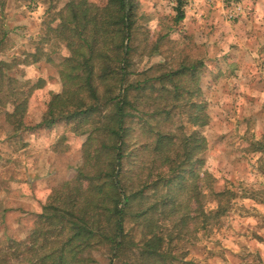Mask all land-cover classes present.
<instances>
[{
    "label": "rangeland",
    "instance_id": "374dc122",
    "mask_svg": "<svg viewBox=\"0 0 264 264\" xmlns=\"http://www.w3.org/2000/svg\"><path fill=\"white\" fill-rule=\"evenodd\" d=\"M90 1L106 4V0ZM178 1L138 0L139 50L132 56L130 69V82L136 83L175 71L182 62L204 64L197 83L192 86L187 82L185 87H192L191 100L204 108L207 125L190 126L192 108L187 107L186 115H181V108H175L179 104L173 100L172 86L167 95V105L175 108L170 119L172 134L196 130L206 139V150L197 156L196 176L185 172L183 189H170L177 202L189 203L186 211L190 217L187 224L181 223L178 214L161 222L160 233L165 238L162 254L168 260L157 264H264V0H181L185 14L181 22ZM67 2L0 0V41L6 33L0 44V61H22L16 77L29 82V87H41L33 90L29 99L26 122L32 126L42 120L52 95L63 89L60 70L69 51L52 29ZM154 45L159 51L148 55L146 46ZM160 65L162 72L140 76ZM189 98L183 94L181 99ZM162 99L150 101L148 92H138L132 100L139 111L152 113L165 108ZM87 138L71 132L64 123L13 138L0 112L2 240L28 236L34 227V214L41 211L52 191L77 175ZM135 170L136 175L131 176L141 182L156 180L155 174L149 177L148 171ZM159 187L161 194L167 192L162 184ZM220 193L224 196L218 197ZM196 194L206 214L222 206L224 215L215 217L214 212L204 227L203 215L195 213ZM142 231V226L134 228L131 235L137 246L116 264H143ZM96 257L98 264H109L103 253H96Z\"/></svg>",
    "mask_w": 264,
    "mask_h": 264
},
{
    "label": "trees",
    "instance_id": "16d2710c",
    "mask_svg": "<svg viewBox=\"0 0 264 264\" xmlns=\"http://www.w3.org/2000/svg\"><path fill=\"white\" fill-rule=\"evenodd\" d=\"M178 2L181 22L184 3ZM137 12L138 0H106L103 6L90 0H68L52 29L69 51L60 70L63 89L52 95L41 122L34 126L26 119L30 96L38 84L29 87V82L16 77L22 61H0V112L13 138L61 123L77 135L88 136L83 165L75 178L57 186L41 211L34 214L28 236L21 240L0 238V264H98L96 253L116 264L137 246L131 235L136 226L143 227V264L168 260L162 254L165 238L160 233L161 222L178 214L181 223L187 224L190 217L186 211L189 203L177 202L170 189H183L185 172L196 176L197 156L206 150V139L196 130L172 134L170 119L175 108H181L180 114L185 116L188 107L192 108L190 126L207 125L204 108L191 100L192 87H185L187 82L192 86L197 83L204 64L182 62L175 71L151 75L145 82H130L132 56L139 50ZM5 38L6 33L0 44ZM145 49L148 55L159 51L156 45ZM161 70V65L156 66L140 76ZM170 86L173 100L179 104L175 108L167 105ZM138 92H148L150 101L163 98L165 108L139 111L132 100ZM183 94L190 98L182 100ZM163 115L165 119L159 120ZM137 168L148 171L149 177L155 174L156 180L141 182L132 177ZM160 184L168 188L165 194H161ZM217 195L223 197L224 193ZM195 198V213L203 215L206 227L215 211L206 214L198 194ZM225 212L219 206L215 217Z\"/></svg>",
    "mask_w": 264,
    "mask_h": 264
},
{
    "label": "built area",
    "instance_id": "2783aa9c",
    "mask_svg": "<svg viewBox=\"0 0 264 264\" xmlns=\"http://www.w3.org/2000/svg\"><path fill=\"white\" fill-rule=\"evenodd\" d=\"M184 1L187 2V3H188V2H191V0H184Z\"/></svg>",
    "mask_w": 264,
    "mask_h": 264
},
{
    "label": "crops",
    "instance_id": "0c3cea01",
    "mask_svg": "<svg viewBox=\"0 0 264 264\" xmlns=\"http://www.w3.org/2000/svg\"><path fill=\"white\" fill-rule=\"evenodd\" d=\"M40 122H41V120H40L38 123H40ZM38 123H37V124H38ZM27 124H28V123H27ZM28 125H29V124H28Z\"/></svg>",
    "mask_w": 264,
    "mask_h": 264
}]
</instances>
